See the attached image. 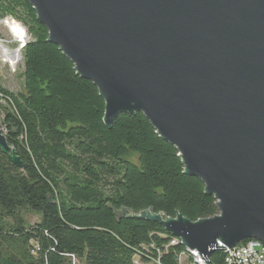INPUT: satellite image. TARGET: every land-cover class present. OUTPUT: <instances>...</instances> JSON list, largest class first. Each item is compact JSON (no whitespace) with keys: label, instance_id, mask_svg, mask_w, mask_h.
Instances as JSON below:
<instances>
[{"label":"water","instance_id":"1","mask_svg":"<svg viewBox=\"0 0 264 264\" xmlns=\"http://www.w3.org/2000/svg\"><path fill=\"white\" fill-rule=\"evenodd\" d=\"M27 1L48 42L97 88L105 126L142 114L218 211L139 218L207 264L246 240L264 245V0ZM0 152L23 169L1 130Z\"/></svg>","mask_w":264,"mask_h":264},{"label":"trees","instance_id":"2","mask_svg":"<svg viewBox=\"0 0 264 264\" xmlns=\"http://www.w3.org/2000/svg\"><path fill=\"white\" fill-rule=\"evenodd\" d=\"M7 18L28 40L20 90L0 84V130L23 163L0 152V264H179V239L139 216L206 220L218 215L214 198L142 114L105 126L97 88L48 42L27 0H0ZM22 210L39 221L26 227ZM208 262L224 264V253Z\"/></svg>","mask_w":264,"mask_h":264},{"label":"rangeland","instance_id":"3","mask_svg":"<svg viewBox=\"0 0 264 264\" xmlns=\"http://www.w3.org/2000/svg\"><path fill=\"white\" fill-rule=\"evenodd\" d=\"M11 19V18H7ZM6 20V19H4ZM0 22V42L3 46H6L10 51H14L19 48L20 45L15 42L14 38L10 35L8 30L3 25V21ZM12 20V19H11ZM14 22V21H13ZM16 22V21H15ZM20 24V23H18ZM21 25V24H20ZM22 26V25H21ZM23 27V26H22ZM26 32V30H25ZM28 40V36L26 33L25 42ZM20 52V51H19ZM19 62L11 67L9 64L2 63L0 60V84L12 93H16L20 90L22 84V57L21 52ZM21 217L25 222V226H33L40 219V214H36L34 212L28 210L20 211Z\"/></svg>","mask_w":264,"mask_h":264},{"label":"built area","instance_id":"4","mask_svg":"<svg viewBox=\"0 0 264 264\" xmlns=\"http://www.w3.org/2000/svg\"><path fill=\"white\" fill-rule=\"evenodd\" d=\"M221 252L224 253V264H264V245L256 240L242 242L232 249L224 248ZM186 254L179 257V264H207L196 251L186 250ZM70 258L71 264H81L73 256Z\"/></svg>","mask_w":264,"mask_h":264},{"label":"bare ground","instance_id":"5","mask_svg":"<svg viewBox=\"0 0 264 264\" xmlns=\"http://www.w3.org/2000/svg\"><path fill=\"white\" fill-rule=\"evenodd\" d=\"M3 25L8 30L15 42L19 44H24L26 38V32L23 27L17 22L3 21ZM20 52L18 49L10 51L6 46H3L0 42V60L2 63L9 64L11 67H14L20 60Z\"/></svg>","mask_w":264,"mask_h":264}]
</instances>
